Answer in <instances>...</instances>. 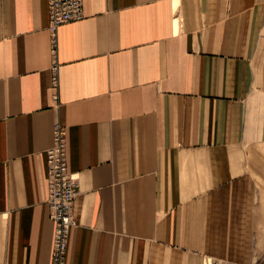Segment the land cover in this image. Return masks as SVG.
Returning <instances> with one entry per match:
<instances>
[{
  "label": "crops",
  "instance_id": "0c3cea01",
  "mask_svg": "<svg viewBox=\"0 0 264 264\" xmlns=\"http://www.w3.org/2000/svg\"><path fill=\"white\" fill-rule=\"evenodd\" d=\"M0 0V264H50L46 149L77 173L65 264H264V0Z\"/></svg>",
  "mask_w": 264,
  "mask_h": 264
},
{
  "label": "built area",
  "instance_id": "2783aa9c",
  "mask_svg": "<svg viewBox=\"0 0 264 264\" xmlns=\"http://www.w3.org/2000/svg\"><path fill=\"white\" fill-rule=\"evenodd\" d=\"M50 51L53 56L51 71L53 84L57 82L58 64L55 61L56 35L60 25L81 20L83 0H47ZM47 196L49 217L54 223L50 264H65L69 229L76 224L74 201L79 193L77 173L70 172L67 163L66 128L55 121L52 143L46 149ZM204 264H230L205 259Z\"/></svg>",
  "mask_w": 264,
  "mask_h": 264
}]
</instances>
